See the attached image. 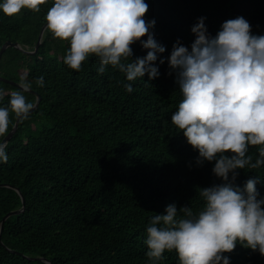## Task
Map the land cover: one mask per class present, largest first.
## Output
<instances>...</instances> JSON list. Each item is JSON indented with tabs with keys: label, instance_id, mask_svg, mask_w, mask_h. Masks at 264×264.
I'll list each match as a JSON object with an SVG mask.
<instances>
[{
	"label": "trees",
	"instance_id": "trees-1",
	"mask_svg": "<svg viewBox=\"0 0 264 264\" xmlns=\"http://www.w3.org/2000/svg\"><path fill=\"white\" fill-rule=\"evenodd\" d=\"M146 2L145 18H155L154 34L166 46L164 57L177 38L190 47L195 38L191 26L200 16L206 17L212 35L237 15L250 22L253 33H264V0ZM51 4L47 0L38 12H0V49L10 39L34 50ZM69 47L46 29L36 53L10 46L0 59L2 76L19 83L26 76L41 95L36 110L20 120L7 143V161L0 162V182L13 186H0V223L8 212L22 208L16 188L26 199L24 211L4 223L0 264H49L44 259L53 264H150L144 242L150 218L173 202L178 209L201 210L200 187L221 182L211 171L214 161L198 165V150L171 121L182 94L166 59L155 62L158 77L149 81L146 73L127 81L111 65L98 74L94 54L80 70L69 68L63 59ZM132 48L133 59L147 51L138 42ZM40 76L43 86L36 83ZM125 83L132 84L131 92ZM0 90V107H8L10 93L21 89L0 80ZM23 95L28 102L37 100L36 93ZM16 119L9 108L8 132ZM257 147L250 146L253 159ZM238 171L235 184L243 187L258 176L256 188L264 195V165ZM225 254L230 264H264V255L239 242ZM163 257L158 264H179L175 250H165Z\"/></svg>",
	"mask_w": 264,
	"mask_h": 264
},
{
	"label": "clouds",
	"instance_id": "clouds-1",
	"mask_svg": "<svg viewBox=\"0 0 264 264\" xmlns=\"http://www.w3.org/2000/svg\"><path fill=\"white\" fill-rule=\"evenodd\" d=\"M44 3L0 0V12H38ZM148 8L146 0H52L44 17L53 37L69 42L63 59L71 69L80 70L82 61L94 54L100 61L98 74L111 65L127 81L146 73L150 81L160 75L159 64L166 59L182 94L171 121L198 150V165L214 161L211 171L221 182L200 187L201 210L194 213L187 205L178 209L173 202L150 218L146 256L150 264H158L165 250H175L179 264H230L225 253L238 242L264 255V195L256 188L260 178H248L243 187L234 183L239 169L264 165V33H253L250 22L237 15L212 35L206 17L200 16L191 26L195 38L190 47L177 38L164 57L160 54L166 46L154 34L155 18H145ZM137 42L147 51L133 59ZM36 83L43 86V76ZM19 86L20 91L10 93L8 107H0V137L9 129V108L26 119L35 106L23 95L32 87L26 76ZM124 88L133 90L131 83ZM250 146H258L255 159ZM6 147V139L0 141V162L8 159Z\"/></svg>",
	"mask_w": 264,
	"mask_h": 264
},
{
	"label": "water",
	"instance_id": "water-1",
	"mask_svg": "<svg viewBox=\"0 0 264 264\" xmlns=\"http://www.w3.org/2000/svg\"><path fill=\"white\" fill-rule=\"evenodd\" d=\"M45 25H46V23L43 25V27H42V29H41V31H40V33H39L38 41H37V43H36V46H35V49H34V50H27V49H24L23 46H22L19 42H16V41L14 42V41L8 39V40H6V41L3 43V45H2V47H1V49H0V59H1V57H2V55H3V53H4V51H5L8 47H10V46L18 47V48L23 49V50H25V51H27V52H30V53H36L37 50H38V48H39V46H40L41 43H42V40H43V37H44L45 31H46V27H45ZM0 80H1V81H5V82H8V83H11V84H13V85H15V86H19V85H20L19 82L14 81V80L9 79V78H6V77L2 76L1 74H0ZM19 87H20V86H19ZM30 92H33V93H36V94H37V100H36L35 103H34L35 106H34L33 109L30 110V114H31V113H33V112L36 110V108H37L38 105L40 104V101H41V95L38 94V93H37L36 91H34L33 89H30ZM20 120H21V118H18V117H17V119H16V121H15V124H14L13 128L8 132V134H7V135L5 136V138L3 139V140L6 139L7 143L11 140V138H12L13 135H14V133L17 131V129H18V127H19V124H20ZM3 140H2V141H3ZM0 186H10V187H13L12 185H9V184H6V183H1V182H0ZM16 189H17V191H18V192L21 194V196H22L23 205H22V208L17 209V210H12V211L8 212V213L2 218L1 223H0V241H1L2 244H3V241H2V238H1V237H2V231H3V228H4V223H5V221H6L7 218H9L10 216L15 215V214H18V213L24 211V209H25V205H26V199H25V196L21 193V191H20L19 188H16ZM13 251H14V252H17V253H21V252H19V251H15V250H13ZM29 258L35 259V258H39V257H29ZM40 259H44V258L40 257ZM44 260H45L46 262H48L49 264H53V263H52L50 260H48V259H44Z\"/></svg>",
	"mask_w": 264,
	"mask_h": 264
}]
</instances>
